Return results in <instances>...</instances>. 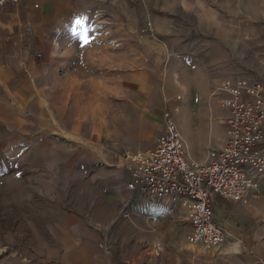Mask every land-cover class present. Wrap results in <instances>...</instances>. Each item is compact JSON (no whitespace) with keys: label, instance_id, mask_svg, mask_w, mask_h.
<instances>
[{"label":"rangeland","instance_id":"374dc122","mask_svg":"<svg viewBox=\"0 0 264 264\" xmlns=\"http://www.w3.org/2000/svg\"><path fill=\"white\" fill-rule=\"evenodd\" d=\"M113 1L100 0L97 6V0H88L86 15L77 21L95 24L98 20L104 22L105 28L114 27L116 22L109 10ZM138 1L149 5L144 23L152 26L153 32L148 35L152 50L157 51L159 44L164 56L176 59L177 68L190 67L194 87H201L207 77L214 78L216 83L234 76L264 81V0ZM91 7L94 9L90 10ZM108 36L110 33L105 31V39ZM116 46L114 49L123 53ZM67 51L71 55L52 63L50 72L72 90L43 92L47 103L42 122L38 123L43 126L40 141L24 152L0 148V264H83V246L93 255L95 264L96 255L97 261L102 255L105 259L111 257L115 246L113 222L121 209L127 210L113 198L118 192L115 171L107 173L103 185L95 182L94 169H112L107 146L95 141L99 131L96 122L103 113L95 109V91H88L91 95L87 98L83 95V43H73ZM71 77H79V81L73 80L71 85ZM199 92L176 91V98L170 100L173 119L183 139L184 133L190 132V124L200 121L203 99ZM219 98V94L208 91L204 104L211 112V144L221 140L224 129L219 124L225 116L217 106ZM183 104L187 105L186 113ZM178 108L180 112H176ZM183 114L188 115L185 118ZM93 153L99 158L91 156ZM135 193L141 197L132 199L131 195L132 206L142 208L150 204L157 210L158 202L163 200ZM249 201L255 204L245 206L243 201L229 209L216 202L217 223L229 233L221 245L207 250L200 244L187 243L190 227L183 222L177 226L174 223L168 246L176 247L181 242L191 254L215 253L220 257L216 264H264V181L257 198ZM83 202L92 215L89 216L93 218L96 213L103 224H92L89 219L83 225ZM69 213L74 215L71 220ZM181 233L183 239L179 240ZM161 244L155 241L152 245L156 259L162 252Z\"/></svg>","mask_w":264,"mask_h":264},{"label":"crops","instance_id":"0c3cea01","mask_svg":"<svg viewBox=\"0 0 264 264\" xmlns=\"http://www.w3.org/2000/svg\"><path fill=\"white\" fill-rule=\"evenodd\" d=\"M88 5V0H17L7 1L0 7V148H16L24 152L26 147L40 141L43 126L38 123L42 122L47 103L45 91L72 90L51 74L50 65L59 63V59H67L71 55L67 50L73 43H83V95L89 96L91 92L88 94V91H95L98 97L95 109L103 114L96 122L99 131L95 141L107 146L106 153L114 169H94L95 182L103 185L107 173L111 175L115 171L118 192L113 198L127 209H121L122 213L113 222L115 246L111 257L105 259L102 255L97 261L96 255L95 264H216L220 257L215 253L191 254L181 242L176 247L168 246L174 223L177 226L186 222L184 207L177 200L168 199L160 200L157 210L150 204L142 208L130 205L131 195L132 199L141 196L126 189L128 173L121 162L113 158L112 152L151 149L163 132L162 114L166 108L173 107L170 100L176 98V91H200L197 93L203 99L200 121L190 124V132L184 133V141L187 156L204 162L208 148L220 145L225 138L222 128L221 140L213 144L209 142L213 135L208 123L211 112L204 105L208 91H215L223 78L216 83L214 78L207 77L201 87H194L188 72L190 67L177 68L176 59L164 56L159 44L157 51L152 50L149 33L142 31L148 17V3L141 5L138 0H114L109 10L116 23L114 27L106 28L104 22L98 20L95 24L77 23L78 17L86 15ZM105 31L110 33L106 39ZM115 44L124 50L123 53L114 49ZM105 48L112 50L108 52ZM70 80L73 85V80L79 81V77ZM181 107L188 109L186 104ZM184 117H181L183 121ZM91 156L99 158L97 153ZM215 202L223 207L227 205L226 209L243 203L222 199ZM244 204L254 205L255 202L247 199ZM84 205L85 202L83 225L88 224L89 219L92 224L104 223L96 213L92 218ZM72 216L69 213L68 218L71 220ZM215 219L217 222L216 215ZM182 233L179 240L183 239ZM155 241H160L163 247L157 259L152 249ZM84 248L83 264H92L93 255Z\"/></svg>","mask_w":264,"mask_h":264},{"label":"built area","instance_id":"2783aa9c","mask_svg":"<svg viewBox=\"0 0 264 264\" xmlns=\"http://www.w3.org/2000/svg\"><path fill=\"white\" fill-rule=\"evenodd\" d=\"M0 0V7L5 2ZM151 33L146 23L142 29ZM214 93L224 110V141L208 148L206 160L187 156L185 141L171 109L163 111L164 129L146 151L112 152L128 173L126 189L158 199L177 200L189 224L187 243L210 250L221 245L228 230L216 222V199L240 203L257 198L264 181V81L223 78Z\"/></svg>","mask_w":264,"mask_h":264},{"label":"bare ground","instance_id":"6f19581e","mask_svg":"<svg viewBox=\"0 0 264 264\" xmlns=\"http://www.w3.org/2000/svg\"><path fill=\"white\" fill-rule=\"evenodd\" d=\"M182 110H183L184 113H186L188 109H182ZM183 115H184V114H183ZM187 115H188V114H186V116H187ZM185 118H186V117H185ZM190 141H191V140H190Z\"/></svg>","mask_w":264,"mask_h":264},{"label":"snow or ice","instance_id":"6c2138e0","mask_svg":"<svg viewBox=\"0 0 264 264\" xmlns=\"http://www.w3.org/2000/svg\"><path fill=\"white\" fill-rule=\"evenodd\" d=\"M77 23H80L79 21H77Z\"/></svg>","mask_w":264,"mask_h":264}]
</instances>
